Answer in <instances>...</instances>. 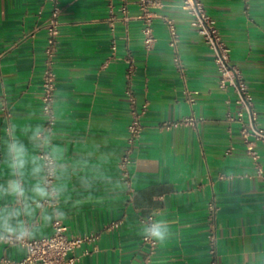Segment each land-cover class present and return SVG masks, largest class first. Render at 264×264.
I'll return each mask as SVG.
<instances>
[{"label": "crops", "instance_id": "1", "mask_svg": "<svg viewBox=\"0 0 264 264\" xmlns=\"http://www.w3.org/2000/svg\"><path fill=\"white\" fill-rule=\"evenodd\" d=\"M55 1L61 7L56 119L47 130L44 24ZM203 3L264 128V0ZM151 11L157 43L147 52L138 0H0V216L30 206L31 215L11 223L23 222L30 238H40L52 234L58 215L70 234L89 236L75 250V264H143L149 254L143 226L154 216L169 234L157 241L148 264H210L208 204L214 201L219 264H264V143L256 144V162L240 125L227 120L234 94L220 88L213 51L182 0H153ZM167 17L181 36L183 72L174 65ZM131 95L146 109L127 179L120 161ZM189 117L193 123L175 124ZM43 145L57 163L53 195L44 182ZM17 155L24 161L19 169L10 166ZM14 181L23 195L10 194ZM37 185L53 204L35 194ZM116 220L121 224L111 227ZM25 255L24 247L0 239V264H20Z\"/></svg>", "mask_w": 264, "mask_h": 264}, {"label": "built area", "instance_id": "2", "mask_svg": "<svg viewBox=\"0 0 264 264\" xmlns=\"http://www.w3.org/2000/svg\"><path fill=\"white\" fill-rule=\"evenodd\" d=\"M141 14L138 16L142 19V39L145 50L150 52L154 49L157 43V36L153 25L155 14L151 11L153 0H138ZM182 7L191 16V24L195 26L201 34L204 42L209 46L214 54V62L218 72L219 86L221 89L230 90L234 94L232 103L235 105V110L229 108L227 112V120L230 123H238L240 132L244 138L246 150L248 154L256 161H259L260 153L256 148L258 141L264 143V128L258 124V115L254 109L253 93L243 77L241 69L231 61V48L224 40L217 22L206 10L203 0H182ZM123 12L127 15V5H123ZM61 11L60 5L55 1L52 13L45 22L46 29V45L44 48V72L42 79V103L43 111L47 116L46 129L51 130L55 123V90H56V73L54 70L55 58L57 54L59 25L58 15ZM165 21L168 26L169 41L168 44L174 52V65L183 72L184 66L179 54V43L181 36L175 21L167 17ZM116 46L113 45V49ZM131 63V59H127ZM132 67V65H131ZM192 100V99H191ZM130 113L131 120L128 124V144L122 154L120 168L125 178L129 179L131 172L130 168L134 163L132 154L136 142L140 139L143 123L142 116L145 112L146 105L138 107L136 99L133 95L130 96ZM193 123L194 118H185L178 123ZM41 136L43 132L39 133ZM43 169L44 182L51 188L52 195L54 194L53 184L56 180L57 163L52 153L43 145L39 152ZM45 204H53L54 197H47L43 200ZM209 209V253L211 256L210 264H219L218 261V235L215 224V209L214 201L208 204ZM154 220V216H149L146 219V224ZM121 224V220L112 222L111 227H117ZM89 238V236H80L69 233V227L64 221L56 215L53 220V232L48 236L40 238L17 239L16 234L4 235L3 241L11 244H18L26 249V255L19 263L20 264H75L79 260V256L75 254V250ZM143 241L149 246V254L143 264H148L151 256L155 253L157 241L143 236ZM9 262V260H5Z\"/></svg>", "mask_w": 264, "mask_h": 264}, {"label": "clouds", "instance_id": "3", "mask_svg": "<svg viewBox=\"0 0 264 264\" xmlns=\"http://www.w3.org/2000/svg\"><path fill=\"white\" fill-rule=\"evenodd\" d=\"M17 147L20 146L17 145ZM23 164V159L17 155L14 157L13 164L10 166L19 169L23 167ZM38 171V169H34V173ZM2 191H5L6 193L9 192V190ZM33 191L37 196L40 197H47L49 195V192L44 187L39 185H37ZM10 194L16 196L23 195V190L21 189L18 182L14 181L13 184L10 185ZM2 211L3 210H0V212ZM19 214L31 215L30 206H25L22 213L12 212L0 216V239H3L5 234H16L17 239H24L30 235L23 222H19L15 226L11 223L13 219H17ZM46 219H51V217H46ZM143 228L145 236L158 242H163L169 234L168 224L162 220L154 219L150 223L144 225Z\"/></svg>", "mask_w": 264, "mask_h": 264}]
</instances>
